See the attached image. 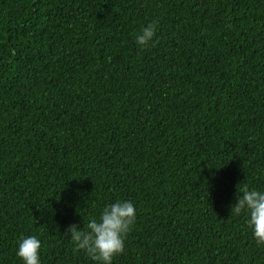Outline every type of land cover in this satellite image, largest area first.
<instances>
[{
	"label": "trees",
	"instance_id": "trees-1",
	"mask_svg": "<svg viewBox=\"0 0 264 264\" xmlns=\"http://www.w3.org/2000/svg\"><path fill=\"white\" fill-rule=\"evenodd\" d=\"M156 21L146 47L136 35ZM264 0H0V264H95L78 230L131 201L112 264H264Z\"/></svg>",
	"mask_w": 264,
	"mask_h": 264
},
{
	"label": "clouds",
	"instance_id": "clouds-1",
	"mask_svg": "<svg viewBox=\"0 0 264 264\" xmlns=\"http://www.w3.org/2000/svg\"><path fill=\"white\" fill-rule=\"evenodd\" d=\"M156 21L149 23L136 35L137 45L146 47L156 33ZM249 215L248 226L258 244L264 245V192L249 189L245 184L237 192L231 213ZM136 222V208L131 201L117 200L105 206L97 218L78 230L71 225L66 230L76 251H84L95 264H112L113 258L124 251V241ZM40 240L35 236L21 237L16 256L23 264H40Z\"/></svg>",
	"mask_w": 264,
	"mask_h": 264
}]
</instances>
